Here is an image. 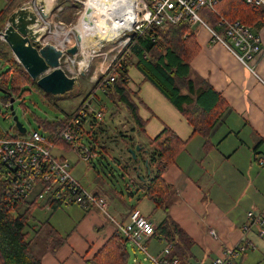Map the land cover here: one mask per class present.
<instances>
[{
    "label": "crops",
    "instance_id": "0c3cea01",
    "mask_svg": "<svg viewBox=\"0 0 264 264\" xmlns=\"http://www.w3.org/2000/svg\"><path fill=\"white\" fill-rule=\"evenodd\" d=\"M194 28L200 52L192 60L191 68L229 104L228 111L210 134L214 149L204 151L205 139L193 134V127L186 118L133 66L128 67V90L142 125L135 130L134 138L129 137L131 142L126 149L132 144L142 150L148 148L149 140L166 127L188 142L163 175L175 190L170 216L194 242L192 257L184 264H212L226 250L238 247L243 241L247 244L246 251L236 264H264V238L258 235L257 226H252L247 216L251 210L256 213L264 210V190L252 181L253 177L263 176L253 162L264 160V28L256 32L262 39L263 52L253 62L261 79L252 76L224 46L211 45L207 29ZM97 98L100 100L98 94ZM233 137L237 138L234 142ZM139 170L142 171L140 167ZM152 171L147 176H139L135 170L134 173L141 184H145L150 181ZM132 186L137 189L138 181L131 183V189ZM102 191L98 194L106 199L125 196L123 190ZM137 206L112 213L123 220ZM93 217L96 221L79 224L57 253L43 254L42 263L85 264L92 259L115 233L112 224L89 213L88 218ZM245 225L250 226L246 234L242 231ZM212 231L217 233L216 237L211 235ZM155 241H151L149 249L157 254V250L162 249L154 251ZM134 262L140 264L137 258Z\"/></svg>",
    "mask_w": 264,
    "mask_h": 264
},
{
    "label": "trees",
    "instance_id": "16d2710c",
    "mask_svg": "<svg viewBox=\"0 0 264 264\" xmlns=\"http://www.w3.org/2000/svg\"><path fill=\"white\" fill-rule=\"evenodd\" d=\"M17 1L11 0L7 8L0 12V32L14 11L12 9ZM74 6L79 10L84 8L79 2H74ZM217 11L227 20L240 21L254 32L264 28V8L247 4L242 0H222L217 6ZM200 12L208 23L216 26L218 18L215 14L208 9H202ZM1 45L3 44H0V59L8 66V70L0 74V87L8 92V96L4 97V103L7 104L14 97L24 98L29 92L27 90L29 85L45 94L16 61L12 52ZM199 52L195 28L187 22L162 27L151 26L142 32H135L128 46L98 79L90 94L95 93L98 88H103L107 101L116 107H124L134 123L141 128L142 121L128 90V67L133 66L186 118L193 127V134L201 135L205 139L204 151L210 152L214 149L210 134L228 111L229 104L207 80L193 72L191 62ZM105 80L109 83L103 84ZM103 108L100 105V109ZM70 114L65 113V117H70ZM41 123L48 130L56 131L57 127H63L62 122ZM95 128L96 126L92 127L91 131L94 132ZM95 140L96 149L93 150L97 151L99 156L91 163L92 165L101 162V158L105 159L104 147L100 146L97 138ZM187 143L166 127L157 137L149 140L148 148L141 149L135 160L141 164L147 162L148 167L154 170V176L150 181L139 184L138 188L143 189L144 197L154 204L155 210L163 209L165 214L164 219L156 226L151 241L171 245L168 257L171 261L178 259L179 264H184L192 257L191 248L194 242L170 216L169 208L175 190L164 180L163 175L176 162ZM55 144L66 151H71L68 144L60 142ZM135 146L132 144L127 149H135ZM122 160H114V163L117 165L123 163L124 169L136 166L132 163V156L131 161L125 158ZM110 174L113 176L112 172ZM135 179L137 178L129 175L126 191L130 197L135 195L130 188ZM94 195L102 196L98 193ZM6 196L7 185L0 181V264H43L42 256L37 251L55 254L65 245L68 237L61 236L48 220L40 225L36 224L34 220L37 206L34 202L22 200L11 204ZM61 207L63 206L60 204H52V211L55 212ZM85 212L90 213L88 210ZM42 232L44 237H40ZM36 238L39 241H36ZM127 244L129 243L125 238L114 233L92 259L85 261V264H127L129 259ZM242 245L247 244L243 241L239 246ZM36 246L40 248L37 250Z\"/></svg>",
    "mask_w": 264,
    "mask_h": 264
},
{
    "label": "built area",
    "instance_id": "2783aa9c",
    "mask_svg": "<svg viewBox=\"0 0 264 264\" xmlns=\"http://www.w3.org/2000/svg\"><path fill=\"white\" fill-rule=\"evenodd\" d=\"M32 1L34 11L41 21L40 29L45 30L40 45L52 43L62 50L65 54L61 61V68L68 76L80 77L85 68L75 65L79 51L76 55L66 53V50L73 47L74 44L61 48L50 39V36L56 31L66 30L65 35L69 40L73 37L72 33L75 34L73 29H68L62 22L57 21L56 23V18L61 12V9L58 8L59 0H56V4L50 8L46 18L43 15V10L36 4V0ZM242 1L264 8V0ZM78 2L83 4L81 1ZM136 2L138 4V21L132 27L122 30L121 34L113 40V42L115 40L119 42L117 46H114L118 55L122 49L128 46L135 32H142L151 26L162 27L187 22L193 26L200 25L207 29L210 33L211 45L221 44L224 46L252 75L257 77V68L253 62L263 52L262 39L244 23L232 22L221 16L217 11V6L222 0H135V4ZM202 9H208L211 13L216 14L218 18L216 26H212L204 19L200 12ZM68 30L72 32L67 34ZM117 56L114 57L111 64ZM69 61L70 64L74 63L72 68L68 64ZM105 83L108 84L109 81L105 80L103 84ZM98 102L96 92L89 94L70 114V117H65L62 121L63 127H57L56 131L49 130L45 134L38 131L28 133L22 124L26 132L21 133L15 124L14 129L17 134L0 136V181L7 185L6 198L11 204L22 200L34 202L37 207L47 211L52 210V204L77 205L90 212L99 211L114 226L115 233L125 238L133 249L143 253L145 260L151 264H179L178 259L171 261L168 257L171 245H165L157 254L150 251L149 244L155 235L156 227L138 208L132 209L123 220L109 214L107 199L104 196L97 197L85 188L73 174L75 164L73 165L65 157L66 150L55 144L56 142L68 144L71 150L77 153L78 160L83 163L95 162L99 155L97 151L93 150L96 147L94 142L96 137L91 129L103 120L104 114L100 107H96L95 104ZM5 106L11 107V101ZM55 151H58L59 154H56ZM260 165L264 166V160H261ZM248 219L252 226H257L258 235L264 238V210L258 213L249 212ZM249 230V225H245L242 229L244 234ZM211 235L216 237L217 233L212 231ZM237 248L238 250H235L236 248L226 250L223 256L214 260L212 264H235L246 251L244 245Z\"/></svg>",
    "mask_w": 264,
    "mask_h": 264
},
{
    "label": "rangeland",
    "instance_id": "374dc122",
    "mask_svg": "<svg viewBox=\"0 0 264 264\" xmlns=\"http://www.w3.org/2000/svg\"><path fill=\"white\" fill-rule=\"evenodd\" d=\"M10 1L11 0H0V12L7 8ZM27 1L30 0H18L13 6L12 11ZM78 1L85 3V0H59L58 8L61 9V12L59 13V17L56 18V23L57 21L62 22L68 29H73L75 26L77 27L79 23V16L82 12H84L86 7L83 5L84 8L81 10L76 8L74 6V2ZM6 26L7 22L4 29ZM4 29L1 32H3ZM56 32L51 35V39L55 38ZM72 36V38H75L76 40L75 34L72 33ZM86 40H88V38ZM118 43L119 42L115 40L108 47L98 49L94 53L92 52L96 59V61L93 62L91 61L93 59L90 58L92 56V53H90L91 51H89V49L86 48V45H84L83 49L85 52H87V54L78 55L77 59L75 58V65H78L79 62L83 61V55L84 59H87L88 63L90 61L92 62V65L88 64V66L84 67L86 75L80 78V85L75 86L72 91L62 96H52L46 93L43 94L42 92L33 89V87L29 85L27 86V90L29 92L26 96H24V98L21 99L14 97L15 102L13 106L15 115L18 117L20 123L23 124L27 129L28 133L32 131H38L45 134V132H49V130L43 126L41 121L48 122L49 124L60 123L65 119V113H72L75 109H77L82 103L83 99L90 94L92 87L95 85L98 79L107 72L106 69L114 60L113 58L118 55L117 50L114 49V46H117ZM0 44H3L1 46L6 48L8 51L10 50L8 45L1 39V35ZM123 50L124 49H122V51ZM68 64L70 65V61ZM7 70L8 66L0 59V74L6 72ZM97 71L99 72L98 76L94 75ZM256 76L258 79H261L258 69H256ZM95 92L100 97V100L98 99V104L95 105L96 107H100V105H102V107H104V114L103 120L98 122V125H96V128L94 129V135L99 140L100 146H105L103 151L105 159L101 158V162H96L94 165H90L79 161L77 153L74 150L66 151L65 157L69 159L73 165L75 164L73 174L92 194L103 192L102 190H112V192L114 190H123L125 195L124 197H119L116 195L113 198L107 199V210L109 214L114 215L112 212H115L116 210L124 212V210H126L128 207L131 208L138 205L137 207L142 212V214L144 216L148 215V219H152V222L158 225L164 219L165 214L163 209L155 210L154 204L148 198L144 197V193H142L143 189H134L132 186L131 190L134 191L135 198H129L130 195L126 193V186H128L129 183V175L137 178L135 179L134 184H137V181L139 184H141L139 178L135 176L136 174L133 170L134 167L133 169H124L123 163H120L119 165L114 163V160L119 161L120 158L122 159L123 157L128 161H131V156L133 158L130 148L127 150L126 146L131 142L129 137L134 138V132L136 129V131H138V126L136 127V124L133 122L132 118L124 109V107H114V105L107 101L105 97V90L103 88H98ZM4 97L5 94L0 91V136L17 134L14 129L15 122L13 121L12 111L10 110V107L7 108L5 106ZM236 139V137H233L231 140L234 142ZM227 144L225 146H227ZM55 153L59 154L58 151H55ZM135 160L133 159L132 163L136 164L135 167H138L137 172L139 173V176H147L150 171H152V168H147L149 165L146 166V164L143 162L141 164V162H135ZM253 165L263 174V176L261 178L253 177L252 181L256 186L261 187L264 190V166H261L259 162H253ZM139 167L142 171L139 170ZM111 172L113 176H111ZM123 176L125 178L124 181L122 180ZM153 176L154 171H152L151 178ZM137 190L140 193H137ZM252 212L256 213L255 211ZM90 213L96 215L102 222L104 221L111 224L108 219L99 211H91ZM88 217L89 213H86L82 207L77 205L63 206L55 212L52 210L47 211L41 207H37L35 210L34 221L37 222L36 224L40 225L41 223H44L48 220L50 221V224L60 232L61 236L66 237L75 233L79 224L84 225L87 221L93 224L96 221L95 217L92 219H89ZM157 222L159 223L157 224ZM43 235L44 232L40 234V237ZM36 241L39 240L36 238ZM127 245L129 250V259L127 264H135V258L138 259L140 264H151L149 261L145 260L143 253L140 251L135 253L131 246L129 244ZM156 245L157 248L155 247ZM36 247L37 250L40 248L39 246ZM164 247V242H154V251L157 249H163ZM150 251H152V249H150ZM157 252H159V250H157ZM37 253L40 256L44 254L40 251H37ZM152 253L156 254L153 251ZM243 256L244 255L239 258V262Z\"/></svg>",
    "mask_w": 264,
    "mask_h": 264
},
{
    "label": "water",
    "instance_id": "95a60500",
    "mask_svg": "<svg viewBox=\"0 0 264 264\" xmlns=\"http://www.w3.org/2000/svg\"><path fill=\"white\" fill-rule=\"evenodd\" d=\"M36 4L43 10V15L46 18L50 9L46 7L45 0H36ZM85 13L87 16L84 19L87 21L88 17L92 16L93 10L87 8ZM40 27L41 21L34 11L33 1L30 0L23 3L9 15L6 28L0 33L1 39L8 45L17 62L22 65L31 79L37 82V86L44 93L52 96H62L72 91L75 86H79L80 78L84 77L86 73L85 70H82L80 77L68 76L61 68V61L65 53L52 43L40 45V40L45 35V30L40 29ZM73 31L77 44L66 50V53L70 55H76L83 44L91 52L106 48L115 38L111 34L102 35L97 33L89 36L88 40H83L75 28H73ZM0 91L8 96V92L1 87ZM14 102L15 99L13 98L10 107L13 121L19 131L25 133L26 129L15 115ZM141 149L140 146L130 149L134 160L137 159L136 154ZM146 166H148L147 162ZM137 169V167H134L135 171Z\"/></svg>",
    "mask_w": 264,
    "mask_h": 264
},
{
    "label": "bare ground",
    "instance_id": "6f19581e",
    "mask_svg": "<svg viewBox=\"0 0 264 264\" xmlns=\"http://www.w3.org/2000/svg\"><path fill=\"white\" fill-rule=\"evenodd\" d=\"M45 4L46 7L50 9L56 4V0H45ZM83 5L86 6L84 10L87 8L93 10L92 16L88 17L89 19L87 21L84 19L87 16L85 11L82 12L79 16L78 26L75 27V30H77L82 36L83 40H86L89 36H93L97 33L102 35L111 34L114 37H117L121 34L122 30L132 27L138 21V4L137 2L135 4V0H85ZM65 32L66 30L63 32L57 31L55 38L50 39L55 41L57 46L61 48L65 45L76 44L75 38L69 40L68 36L65 35ZM71 32V30H68L67 34H70ZM84 45L85 44L80 46L79 55L87 54L83 49ZM93 53L91 54L92 56ZM92 56L90 57L93 59L91 61H96L95 56ZM90 62L88 63L83 55V61L79 62L78 65L79 67L84 68L88 66V64L92 65V62ZM73 65L74 63L72 62L70 67L72 68ZM98 74L99 72L97 71L94 75L98 76Z\"/></svg>",
    "mask_w": 264,
    "mask_h": 264
}]
</instances>
